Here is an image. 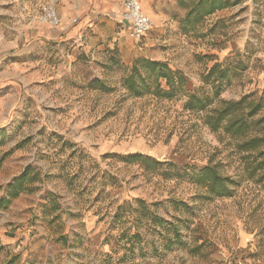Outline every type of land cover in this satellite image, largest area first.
Wrapping results in <instances>:
<instances>
[{
	"label": "rangeland",
	"instance_id": "1",
	"mask_svg": "<svg viewBox=\"0 0 264 264\" xmlns=\"http://www.w3.org/2000/svg\"><path fill=\"white\" fill-rule=\"evenodd\" d=\"M71 2L0 0V264H264V0L214 27L127 28L123 52L52 37L44 9ZM228 101L243 134L205 122ZM207 166L230 195L198 182Z\"/></svg>",
	"mask_w": 264,
	"mask_h": 264
},
{
	"label": "crops",
	"instance_id": "2",
	"mask_svg": "<svg viewBox=\"0 0 264 264\" xmlns=\"http://www.w3.org/2000/svg\"><path fill=\"white\" fill-rule=\"evenodd\" d=\"M144 11L153 18L156 27H182L180 21L186 18L189 8H184V15L179 20H173L174 24L166 22L167 16L161 14L159 7L153 8L154 2L169 1L175 3L176 0H140ZM178 1V0H177ZM233 5V1L247 0H228ZM190 5L189 3H187ZM230 5V6H231ZM217 10L206 16L199 23L204 27H214L215 20L227 16L229 7ZM121 0H72L61 12L62 23L53 28L50 35H59L72 41V46L82 52L103 51L117 49L123 52L124 45L122 39L126 35L129 24L122 17ZM76 19L75 22H73ZM52 27V26H50ZM139 41V40H137ZM133 44V43H132ZM134 45V44H133Z\"/></svg>",
	"mask_w": 264,
	"mask_h": 264
},
{
	"label": "trees",
	"instance_id": "3",
	"mask_svg": "<svg viewBox=\"0 0 264 264\" xmlns=\"http://www.w3.org/2000/svg\"><path fill=\"white\" fill-rule=\"evenodd\" d=\"M179 5L182 7H188L189 12L185 18L184 24L188 27H193L197 23H199L206 16L214 13L217 10L223 9L227 6L231 5V2L228 0H178ZM189 3L190 5H188ZM148 67L157 73V78L165 79L167 85H171L175 82V73L166 63L158 62V61H145ZM135 73H137L136 67L133 68L132 74L125 79V84L128 86L130 90H137L135 87ZM181 79H178L179 83ZM138 92V91H136ZM160 92L167 97H172L173 94L169 91L160 90ZM194 97V96H193ZM242 103V102H241ZM236 102L228 101L225 106L221 109L215 110L213 114H208L206 117V124L214 131L219 130L220 128H224L226 132H229L233 135L243 134L244 130L248 126L247 121L244 119L245 117H233L227 120V118L236 110V107L241 104ZM261 107V103L256 104L247 114L248 116H253L258 108ZM259 141H263L262 138L256 137L250 141H246L242 146L248 147L251 146L252 143H255L252 146L258 145ZM139 158H144V156L140 153L129 156L128 160H136ZM147 159H152L150 157H146ZM154 160V159H153ZM155 165H162L160 161L154 160ZM264 160L259 165V168H263ZM227 178L220 176L213 166H207L200 173V178L198 182L200 184H204L208 186L209 192L215 196H227L230 195V188L227 185Z\"/></svg>",
	"mask_w": 264,
	"mask_h": 264
},
{
	"label": "built area",
	"instance_id": "4",
	"mask_svg": "<svg viewBox=\"0 0 264 264\" xmlns=\"http://www.w3.org/2000/svg\"><path fill=\"white\" fill-rule=\"evenodd\" d=\"M121 3L122 17L129 24L130 35L140 41L152 29L153 21L144 11L140 0H121ZM41 19L52 27L62 23L61 17L52 5L44 9ZM75 21L76 19L73 22Z\"/></svg>",
	"mask_w": 264,
	"mask_h": 264
}]
</instances>
